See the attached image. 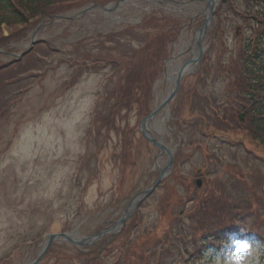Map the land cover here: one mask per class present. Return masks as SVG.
I'll return each mask as SVG.
<instances>
[{"label": "rangeland", "instance_id": "374dc122", "mask_svg": "<svg viewBox=\"0 0 264 264\" xmlns=\"http://www.w3.org/2000/svg\"><path fill=\"white\" fill-rule=\"evenodd\" d=\"M89 1H83L74 8L53 11L55 15H66L72 18L70 20L55 19L51 23L43 22L46 25L44 27L43 24L41 25L34 38L36 42L41 40L42 45H45L44 48H47L45 51L41 47H36V51L40 54L38 58L42 59L38 60V71L25 77L26 59L0 71V104L2 103L0 107V258L10 255V261L6 260L5 264H29L37 257L43 242L39 241L33 245L30 241L38 235L42 227L48 234L67 232L71 228L70 231H79L84 236H89L96 228L102 227L101 231L110 233L102 236L101 240L110 239L111 242L117 236L124 235L125 230L121 231L120 226L114 224L123 214L126 207L124 205H127V202L136 197L135 195L139 192L150 189L156 179V171L164 169L168 163L165 155H160L157 148H153L139 137L138 125L142 117L137 116L138 110L135 107L131 110L125 109L122 132L112 133L108 140L100 137L91 142L89 154L78 170L77 162L79 164L81 151L83 155L82 144L90 122L95 95L105 84L104 76L110 72V68L107 66L104 69L103 64L98 70L96 66H93L92 73L85 74L84 67L82 74L74 75L77 78L71 84L73 80L70 77L80 65L70 63L72 56L68 52H73L83 41L91 45L99 36L116 33L124 26L139 24L141 16L151 8L148 1L132 0L123 3V6L121 5L119 9L111 13L91 9L83 16H79L81 9L86 7ZM94 1H100V4L109 1L112 4L116 0ZM201 1L187 6L182 5L187 8L175 6L168 9L167 13L183 20L184 26L172 56L166 64L163 79L155 83L152 109L156 108L168 95L178 69L193 58L195 50L192 48V43L196 38L195 30L200 26V17L203 14L200 12H203L205 8L203 2L207 0ZM243 3L244 0H235L234 7L240 9ZM250 12L256 11L250 9ZM227 18L229 20L225 22L223 20L222 24L225 27L224 41L227 47H234L232 24L237 20L239 23L243 21L233 14H228ZM31 25L37 28L39 24L32 21ZM7 34L8 32L3 30V35ZM248 35L249 33L246 32V38ZM32 38L33 35L27 34L20 44L15 45L11 42L6 49L2 48L0 63L15 60L14 57L2 54L4 51H10L8 53L12 55H19V53L25 55L26 52L28 55L35 51L34 45L31 44ZM204 39L205 47H207L210 37L207 36ZM112 45L111 42L105 43L102 53L97 56L108 58L111 55L108 51ZM221 49V44L216 43L213 52L214 60ZM232 50L229 48V51ZM225 51L227 52L228 49L225 48ZM226 58L228 59L229 55H225L224 59ZM195 70L196 67L190 71ZM191 80L187 79L182 84L184 89L178 94L174 105L171 104L175 120L187 117L186 108H183V105L193 82ZM214 85L213 91L217 95V91L223 90V83H214ZM20 86L21 89L15 92ZM207 90V87L202 89V93ZM171 111L168 104L155 117L150 130L154 137L174 154L177 142H183L182 147H185V144L189 142L194 143L200 134L195 128L184 126L186 125L184 124L180 128V137H176L172 132L173 125L169 123V121L176 122L171 116ZM125 121L129 123L127 128H125ZM124 131H126L127 139H131L129 154L125 159L121 154ZM206 142H209V147ZM215 142L217 138L213 137L212 140L203 138V144L207 146L206 149L209 152L215 149ZM230 146L225 142L224 149L220 150L225 163L222 171L227 176L233 165L228 150ZM100 148H102L101 152H99ZM250 148L254 149L253 146ZM190 149L184 148L183 151L188 154L193 153ZM263 155H261L262 158ZM206 157L207 154L204 155L197 149L191 159L179 167V175L182 178L184 176L195 180L197 169L211 167L210 164H206L209 162L203 159ZM258 161L264 165V161L261 159ZM258 166L260 170H256L264 175V167ZM211 169L212 167L209 170ZM165 173H169V169ZM202 175L203 173L199 176L201 180ZM216 180L218 181L219 177L216 176ZM262 187L261 192L264 195V183ZM128 189L131 193L126 192ZM170 191V186H158L139 203L138 207L130 208L127 227L133 224L135 220L133 214L137 208L141 217L130 239L138 236L139 229L143 235L151 237L150 242H155L153 239L155 235H163L168 227L169 215L161 207V203L169 196ZM177 192L180 196L184 194L182 187ZM127 194L131 195L129 199L120 202V197L124 198ZM251 219V214L243 217V220L250 222ZM104 222L105 225L102 224ZM245 223L248 230L251 223L243 222ZM119 231L121 233L116 236L115 234ZM113 237L114 239H111ZM19 241L25 242V245L13 253ZM57 243L62 244V242ZM111 244L104 247V250H108L106 248ZM150 246L147 244L143 248L148 254H151ZM57 251H60L59 248ZM114 252L108 250L106 254L99 256L97 264H115L119 255ZM216 256L217 254L208 264H264V245L253 243L252 240L235 242L224 256ZM153 258L151 264L154 263ZM127 261L135 264L133 260L127 259ZM128 262L121 257L118 264H129ZM167 263L178 264L171 258ZM39 264H81V261L67 249L63 256L50 255Z\"/></svg>", "mask_w": 264, "mask_h": 264}, {"label": "trees", "instance_id": "16d2710c", "mask_svg": "<svg viewBox=\"0 0 264 264\" xmlns=\"http://www.w3.org/2000/svg\"><path fill=\"white\" fill-rule=\"evenodd\" d=\"M247 1L251 3L248 5L249 9L256 11L253 14V20L258 26L257 33H260L252 36L244 45L241 44L237 61L228 63L226 69H230L226 74L231 71L235 78L227 85L228 103L224 112L220 117L213 115V117L204 118L210 121L209 133L224 135L228 133L229 126L234 129L233 132L241 133L250 143L258 141L264 144V0ZM64 2L72 4L77 0H0V49H6L11 42L20 40L28 31L30 20L37 21L51 12L54 6ZM177 23L159 14H153L147 17L141 26L143 29L151 27L147 29L146 34L140 33L136 28H127L121 33L110 35L109 39L93 42L91 45L82 43L76 46L73 52H68L72 56V65L75 63L80 65L70 77L73 84L77 78L74 75L81 73L90 60L98 63L102 59L97 55L102 53L104 44L107 42L113 44L108 51L111 55L104 59L111 64V75L105 80L104 92L97 95L93 114V128L97 137L106 140L111 138V133L122 132L125 109L131 110L136 107L138 117H144L149 113L153 98V84L161 75L170 47L178 36ZM3 30L8 32V36H3ZM238 36L241 42L245 41L241 33ZM28 64L30 68L39 67L34 61ZM6 69L5 65H0V71ZM194 95L195 99L199 97L197 93ZM241 112L245 113L242 120L239 118ZM127 127L125 125V128ZM123 136L121 141L126 146L131 139H127L126 131L123 132ZM125 158L127 157L123 156V159ZM128 174L130 175V172ZM215 188H217L216 184ZM215 194L214 190H209L210 197L207 200L205 197L204 205L201 200L197 220L189 228L191 236L196 233L204 239H209L213 246L223 242L219 239L222 238L224 229L216 224H214L215 229H211L209 222L208 216L211 215V211L208 205L211 206L214 201L211 197ZM229 227L225 228L226 231H229ZM117 243H121V240H117ZM192 243L196 244L194 241ZM115 244L112 243L111 246ZM200 244L197 241V247L192 246L193 253H197ZM135 248L140 257L145 255L142 253L143 248L140 247L139 242L135 243ZM131 251L134 250L132 248L127 250V258L137 264L136 253ZM0 262L3 264L4 259H0Z\"/></svg>", "mask_w": 264, "mask_h": 264}, {"label": "water", "instance_id": "95a60500", "mask_svg": "<svg viewBox=\"0 0 264 264\" xmlns=\"http://www.w3.org/2000/svg\"><path fill=\"white\" fill-rule=\"evenodd\" d=\"M211 11H212V9H210ZM204 30H206V27L204 28ZM199 46V56L201 55V53H202V48H201V44H199L198 45ZM197 62H198V60H197ZM182 75H183V71L182 72H180L179 73V76H178V79H177V81H176V85H175V88H174V90L172 91V93L167 97V99L162 103V105L161 106H159L154 112H152L150 115H149V117H147L146 119H144L143 120V122H142V124H141V131H142V133H143V136L147 139V140H149L150 142H152L153 144H155L156 146H158L159 147V145H158V143L150 136V135H146V133H145V123L147 122L148 123V121L149 120H151L159 111H160V109L161 108H163V106L165 105V104H167L172 98H173V96H174V94L176 93V91H177V88H178V86H179V83H180V79H181V77H182ZM160 148V147H159ZM171 162V161H170ZM162 178V176L160 177V179ZM149 192H146V194H148ZM55 238H65V239H67V240H70L69 238H68V236L67 235H65V234H61V235H51V236H49L48 237V244H47V246L55 239ZM45 250H46V248L44 249V251L42 252V254L45 252ZM41 254V255H42ZM41 257V256H40ZM39 257V258H40Z\"/></svg>", "mask_w": 264, "mask_h": 264}, {"label": "bare ground", "instance_id": "6f19581e", "mask_svg": "<svg viewBox=\"0 0 264 264\" xmlns=\"http://www.w3.org/2000/svg\"><path fill=\"white\" fill-rule=\"evenodd\" d=\"M211 4H214V2H212ZM185 11H186V10H185ZM198 39H199V34L197 35L195 41H197ZM191 66H192L191 64H189V65L187 64L186 67H185V72L188 71L189 68H190ZM146 127H147V129L149 130V132H150V124H147ZM160 143H161V142H160ZM136 202H137V199L134 200L132 206H134ZM71 238L76 239V238H74L73 236H71Z\"/></svg>", "mask_w": 264, "mask_h": 264}]
</instances>
